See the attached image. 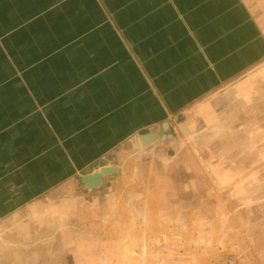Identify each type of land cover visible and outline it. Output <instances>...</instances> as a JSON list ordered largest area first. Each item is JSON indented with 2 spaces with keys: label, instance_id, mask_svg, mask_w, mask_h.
Here are the masks:
<instances>
[{
  "label": "crops",
  "instance_id": "crops-1",
  "mask_svg": "<svg viewBox=\"0 0 264 264\" xmlns=\"http://www.w3.org/2000/svg\"><path fill=\"white\" fill-rule=\"evenodd\" d=\"M102 165L125 229L264 250V0H0V229H117Z\"/></svg>",
  "mask_w": 264,
  "mask_h": 264
},
{
  "label": "rangeland",
  "instance_id": "rangeland-1",
  "mask_svg": "<svg viewBox=\"0 0 264 264\" xmlns=\"http://www.w3.org/2000/svg\"><path fill=\"white\" fill-rule=\"evenodd\" d=\"M123 175H106L113 184L97 188L98 225L111 214L117 229H0V264H264L256 243L253 251L241 250L234 229H207L204 217L188 219L189 226L183 219L179 229H125L128 211L105 212L104 205L107 194L123 187ZM81 183L76 193H84ZM133 216L137 222L135 209Z\"/></svg>",
  "mask_w": 264,
  "mask_h": 264
},
{
  "label": "water",
  "instance_id": "water-1",
  "mask_svg": "<svg viewBox=\"0 0 264 264\" xmlns=\"http://www.w3.org/2000/svg\"><path fill=\"white\" fill-rule=\"evenodd\" d=\"M154 133H146L140 139L144 144L149 143L154 138ZM115 165H102L99 168L81 175L80 180L87 189L98 188L101 185L102 178L112 174L116 170Z\"/></svg>",
  "mask_w": 264,
  "mask_h": 264
}]
</instances>
